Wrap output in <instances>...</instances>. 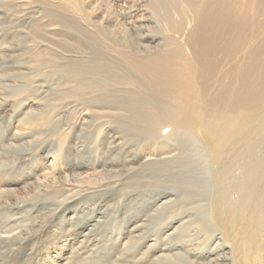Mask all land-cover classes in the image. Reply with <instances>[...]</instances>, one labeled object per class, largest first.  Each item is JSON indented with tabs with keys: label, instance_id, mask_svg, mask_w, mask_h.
Here are the masks:
<instances>
[{
	"label": "rangeland",
	"instance_id": "1",
	"mask_svg": "<svg viewBox=\"0 0 264 264\" xmlns=\"http://www.w3.org/2000/svg\"><path fill=\"white\" fill-rule=\"evenodd\" d=\"M162 1L81 0L84 13L66 0H0V264H264L256 223L237 218L242 201L237 210L214 201L219 167L181 132L160 137L165 100L110 50L172 49L170 33L181 39L187 25L178 6L169 22L156 11ZM94 61L111 67L98 88L85 78ZM250 134L226 153L224 165L247 152L226 182L254 178L258 195L264 138ZM248 205L257 216L259 202Z\"/></svg>",
	"mask_w": 264,
	"mask_h": 264
},
{
	"label": "bare ground",
	"instance_id": "2",
	"mask_svg": "<svg viewBox=\"0 0 264 264\" xmlns=\"http://www.w3.org/2000/svg\"><path fill=\"white\" fill-rule=\"evenodd\" d=\"M66 1L69 3L68 5L72 10L74 9L78 12L84 10V13L87 12L85 8L83 9L82 4L80 3L81 0ZM158 4L160 6H157L156 11L164 13L166 16L165 19L168 20V22L170 21V18L168 19V17L173 16L175 14L174 12L178 11L179 7L180 10L184 11L185 26L187 25V27H183L184 29L182 30L184 32H181V39H179L180 37L176 38L174 34L170 33L169 40L173 43L172 46H174L173 48L171 47L172 49H165L152 55L140 56L132 54V51L130 52L128 48L113 47V43L110 42V50L112 53H116L120 56L121 63L131 69H129V71H131V75L129 74L131 81H140L141 87L149 89L150 92H153L152 95L165 100L166 103L163 107L165 108L169 125H164L165 127H163V130L161 131L162 133L160 134V137L162 135V137L165 138L171 136L175 132H181L186 138L192 140V142L189 143L190 146L198 153L202 154L203 157H206L207 161L204 159L205 162H209L210 164L219 167L216 171V180L219 183V188H217L218 193L222 195L216 197V200L214 201L215 203L218 202L221 206L224 205L228 210H237V204L240 206V202L242 201L241 211L238 207V214L241 215L237 218L245 220V226H250L252 222L256 223L263 239L262 245L259 244L261 246L259 247V250L264 258V162L261 164L262 181L260 183L261 190L258 195L252 194L248 191V188L253 187L254 185V178L248 183L245 179H243L242 182L239 181L240 183L234 181L237 183L234 188H230L228 182H226L229 174L232 172L231 169L236 167V165L242 166V161L245 155H247L246 150L244 152H239L233 159L231 158L232 161H229L228 165H224L226 153L231 148L232 144L245 139L247 133L250 134L253 131H258L260 138H264V0H163ZM177 6L178 8H176ZM168 22L167 24H170ZM167 24H165V26H167ZM124 26L126 25L124 24ZM170 26L174 25L170 24ZM165 29L167 30V28ZM177 29H179V26ZM170 30L175 31L176 29L172 28ZM95 58L96 57H94V59ZM101 64H99V66L96 65V62L95 64H90L92 69L88 67L85 72V78L88 80L87 83L90 87H97L99 85V87H102L106 84L107 80H105V75L110 71L109 69L111 67L109 65L101 66ZM121 65L120 67L123 68ZM126 67L124 68L126 69ZM75 73L80 75L79 69H76ZM79 75L75 76L78 77ZM111 77L112 76L110 75V78ZM125 77H128V75ZM104 80L105 82H103ZM82 86H84V84H82ZM82 86L80 88H82ZM141 103L148 107L147 101H141ZM148 111L146 113H148ZM135 115H138V117L140 116L139 113H135ZM148 123L150 122L148 121ZM33 127L35 128L34 125H31L30 127L26 126V129L28 131L38 132V130L36 128L34 130ZM19 133L18 135H20ZM27 134H29L31 138L37 133ZM253 138H255V136ZM202 159L203 158H201L200 161H202ZM189 162L191 163V161ZM194 167L196 166H192L195 170ZM257 171H259V169ZM241 172H243V170H241ZM256 179H259V177ZM192 183H194L193 180ZM196 183H194V185ZM214 183H212V185ZM188 185L191 187V181ZM208 189L205 188L204 190L207 192ZM231 189L235 190L233 192L234 194L240 193V196L232 197L231 194V197H228L229 193L226 194V192L232 191ZM209 190H211V188ZM210 192L211 191L207 194L209 195ZM200 193L202 192L200 191ZM207 194L205 193V195ZM214 194L216 195V193H213V195ZM252 201H258L260 204L257 216H248L243 213V209ZM211 207L210 209L213 208ZM235 216L237 215L235 214ZM206 220L208 219L206 218ZM29 225L31 226V224ZM211 227L212 226H210V228ZM205 230L207 231L206 228ZM7 232H9L8 234L10 235L14 234H12L11 230L6 231V234ZM17 233L19 232L17 231ZM249 241H256V236L252 235V237L249 238ZM198 245L200 244L198 243ZM129 258L126 259V261L129 260ZM214 260L215 259H212L211 261Z\"/></svg>",
	"mask_w": 264,
	"mask_h": 264
}]
</instances>
